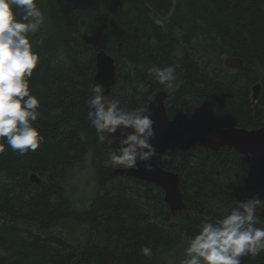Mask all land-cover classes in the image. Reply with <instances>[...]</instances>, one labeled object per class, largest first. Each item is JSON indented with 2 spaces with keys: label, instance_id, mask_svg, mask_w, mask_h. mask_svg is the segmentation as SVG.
Instances as JSON below:
<instances>
[{
  "label": "trees",
  "instance_id": "trees-1",
  "mask_svg": "<svg viewBox=\"0 0 264 264\" xmlns=\"http://www.w3.org/2000/svg\"><path fill=\"white\" fill-rule=\"evenodd\" d=\"M35 2L44 21L29 37L40 56L30 89L41 102L34 125L45 140L24 155L7 146L0 152V264H177L206 219L223 218L240 201L264 200V175L249 156L200 145L165 150L164 167L180 176L186 206L174 217L161 188L113 174L122 168L108 163L119 140L108 134L113 143L100 142L87 118L96 56L105 51L116 65L110 98L125 110L168 91L167 114L188 136L264 128V0H175L166 18L145 0ZM228 57L244 68H227ZM152 66L175 67L171 88L149 74ZM138 82L147 91H137ZM256 84L262 88L253 103ZM88 156L97 185L81 209L68 182ZM32 173L43 182H31ZM263 210L257 227H264ZM72 225L86 227L85 241L65 233ZM241 261L264 264V251Z\"/></svg>",
  "mask_w": 264,
  "mask_h": 264
},
{
  "label": "clouds",
  "instance_id": "clouds-1",
  "mask_svg": "<svg viewBox=\"0 0 264 264\" xmlns=\"http://www.w3.org/2000/svg\"><path fill=\"white\" fill-rule=\"evenodd\" d=\"M43 21L35 0H0V152L7 146L24 155L37 150L45 140L34 125L41 102L31 94L30 78L40 56L29 38L39 31ZM154 23L166 30L162 20L156 19ZM148 72L161 85L173 86L174 66H152ZM137 91L144 92L147 88L138 82ZM90 92L87 118L99 141L111 144L108 134L120 133L119 146L109 152L108 163L135 170L142 162L144 170L151 171L150 161L158 153L150 143L155 131L149 109L121 108V101L106 95L102 84L91 86ZM258 207H264V200L251 198L237 202L221 219H206L198 234L190 238L181 264H242V257L259 255L264 251V227H257ZM141 253L152 256L150 247L142 248Z\"/></svg>",
  "mask_w": 264,
  "mask_h": 264
},
{
  "label": "water",
  "instance_id": "water-1",
  "mask_svg": "<svg viewBox=\"0 0 264 264\" xmlns=\"http://www.w3.org/2000/svg\"><path fill=\"white\" fill-rule=\"evenodd\" d=\"M147 5L160 17L170 16L175 8V0H145ZM97 71L94 80L97 84L104 85L106 95H111L112 89L116 85V65L114 59L105 51H101L96 56ZM225 66L229 69H243L244 62L240 58L228 57L224 60ZM261 85L252 87V102L256 103L260 97ZM171 93L162 91L155 95L147 108L151 112L154 121L153 128L155 137L150 143L156 148L158 155L150 163L151 171H145L143 163H138L135 170L117 168L113 171L115 176L129 177L138 181L154 184L164 192V201L168 206L171 215L178 216L185 211L184 195L181 191V178L164 167V151L181 150L186 151L191 147L200 145L212 151H219L222 148L233 149L239 154L249 156L255 167L264 175V128L242 129L228 127L215 129L206 136L186 135L173 122L166 111V102ZM130 131V130H129ZM111 135V134H109ZM119 140V131L115 134ZM33 183L41 184L43 179L37 174H30ZM264 217V210L261 212Z\"/></svg>",
  "mask_w": 264,
  "mask_h": 264
},
{
  "label": "rangeland",
  "instance_id": "rangeland-1",
  "mask_svg": "<svg viewBox=\"0 0 264 264\" xmlns=\"http://www.w3.org/2000/svg\"><path fill=\"white\" fill-rule=\"evenodd\" d=\"M96 185V171L93 168L91 156H88L81 168L76 170L74 178L68 182V191L79 208L86 209L89 206L94 196ZM65 231V233L78 241H85L87 236L85 226L72 225L68 226ZM177 262L181 264L180 259Z\"/></svg>",
  "mask_w": 264,
  "mask_h": 264
}]
</instances>
